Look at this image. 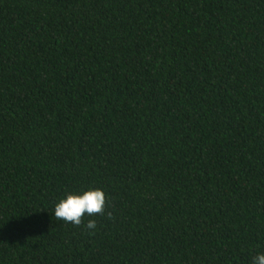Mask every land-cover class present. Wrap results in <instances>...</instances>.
<instances>
[{"label":"trees","instance_id":"1","mask_svg":"<svg viewBox=\"0 0 264 264\" xmlns=\"http://www.w3.org/2000/svg\"><path fill=\"white\" fill-rule=\"evenodd\" d=\"M96 188L104 216L55 218ZM258 254L264 0H0V264Z\"/></svg>","mask_w":264,"mask_h":264},{"label":"clouds","instance_id":"2","mask_svg":"<svg viewBox=\"0 0 264 264\" xmlns=\"http://www.w3.org/2000/svg\"><path fill=\"white\" fill-rule=\"evenodd\" d=\"M108 208V197L102 189H89L82 193H69L66 198L59 200L55 205L54 215L57 220L79 227L84 222V217L104 216ZM107 217L112 218V213L107 212ZM97 224L95 220H88L86 228L94 234ZM253 264H264V254L253 258Z\"/></svg>","mask_w":264,"mask_h":264}]
</instances>
